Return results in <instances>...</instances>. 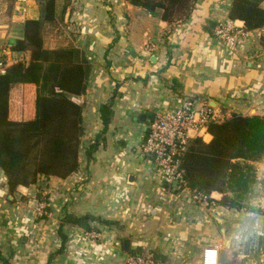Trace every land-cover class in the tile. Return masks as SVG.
I'll return each mask as SVG.
<instances>
[{
  "label": "crops",
  "instance_id": "obj_1",
  "mask_svg": "<svg viewBox=\"0 0 264 264\" xmlns=\"http://www.w3.org/2000/svg\"><path fill=\"white\" fill-rule=\"evenodd\" d=\"M232 3L197 0L189 19L172 23L161 9L128 0H58L67 31L54 29L46 44L79 47L91 66L86 92L74 98L83 106L81 164L65 178L41 176L14 193L0 168V264H124L134 249L169 264H202L210 246L218 247L219 264H264V214L220 205L217 191L205 198L189 187L164 190L162 174L141 149L152 114L187 98L196 109L207 104L227 117L264 116V26L249 30L231 19ZM11 13L0 21L6 69L30 63V50L13 47L41 7L16 0ZM226 20L248 36L235 45L217 38L215 27ZM35 100L33 84H14L10 117L33 118ZM104 104H111L108 124ZM40 201L45 214L37 212ZM67 213L88 223L64 222ZM93 227L100 237L86 239L82 229Z\"/></svg>",
  "mask_w": 264,
  "mask_h": 264
},
{
  "label": "trees",
  "instance_id": "obj_2",
  "mask_svg": "<svg viewBox=\"0 0 264 264\" xmlns=\"http://www.w3.org/2000/svg\"><path fill=\"white\" fill-rule=\"evenodd\" d=\"M128 1L150 10L161 9L163 19L173 23L189 19L197 0ZM263 1L233 0L229 16L243 20L249 30L263 27ZM39 4L40 18L26 20L24 36L13 47L18 52L30 50V63L26 65L18 60L0 72V168L11 193L19 185L36 183L41 176L65 178L81 164L83 106L74 98L86 92L91 66L79 47L46 44L54 29L63 33L67 26L58 0H41ZM14 84L35 86L33 118L10 117ZM176 84L173 89L177 90ZM101 109L108 124L111 104H104ZM207 131L210 140L192 137L183 157L186 186L202 196L209 197L215 191L221 193L218 203L225 207L264 214L262 201L255 207L251 204L254 197H263L256 163L264 159V116L233 113L222 121L210 122ZM97 146L94 142L87 148L89 158ZM64 222L88 223L87 217L73 213H67ZM131 253L143 252L134 249ZM150 255L166 261L161 256Z\"/></svg>",
  "mask_w": 264,
  "mask_h": 264
},
{
  "label": "built area",
  "instance_id": "obj_3",
  "mask_svg": "<svg viewBox=\"0 0 264 264\" xmlns=\"http://www.w3.org/2000/svg\"><path fill=\"white\" fill-rule=\"evenodd\" d=\"M215 36L230 45L237 44L241 38L248 36V31L236 26L232 20L221 21L215 27ZM7 49H0V72L7 66ZM224 114L210 105L200 109L194 107L192 99H185L181 106L157 112L149 124V129L141 142V149L160 171L163 189L177 191L186 188L182 169L183 157L188 149L190 139L201 136L210 140L207 126L212 121H222ZM207 197L197 193L196 197ZM38 210L43 211V207ZM99 234L90 233L85 238L95 240ZM220 251L216 246L204 249L202 264H219ZM124 264H169L145 253H130Z\"/></svg>",
  "mask_w": 264,
  "mask_h": 264
},
{
  "label": "rangeland",
  "instance_id": "obj_4",
  "mask_svg": "<svg viewBox=\"0 0 264 264\" xmlns=\"http://www.w3.org/2000/svg\"><path fill=\"white\" fill-rule=\"evenodd\" d=\"M15 1L16 0H0V21L1 22L5 23V22L9 21V18L12 16L11 12L13 10V6L15 5ZM40 1L41 0H37L38 3ZM214 33H215V30H214ZM225 117H227V116H225ZM256 165H257V176H258V178L260 180V187H261L260 190H261V192L263 194L262 196H264V159H262L258 164L256 163ZM42 204H44V202L40 201L39 202V207ZM38 211L39 210L37 209V212ZM43 214H45V212ZM82 231L84 233V237L89 236L90 233L93 234V235H96V234L100 235V232H101L97 227H93V228H90V229L83 228ZM144 253L147 254L146 252H144ZM147 255H150V254H147Z\"/></svg>",
  "mask_w": 264,
  "mask_h": 264
},
{
  "label": "water",
  "instance_id": "obj_5",
  "mask_svg": "<svg viewBox=\"0 0 264 264\" xmlns=\"http://www.w3.org/2000/svg\"><path fill=\"white\" fill-rule=\"evenodd\" d=\"M155 115L152 114V117H154ZM147 117V115H145V118ZM215 217L219 220L220 217L215 215ZM124 246H125V251L129 252L130 251V247H131V240L130 239H126L124 241Z\"/></svg>",
  "mask_w": 264,
  "mask_h": 264
},
{
  "label": "clouds",
  "instance_id": "obj_6",
  "mask_svg": "<svg viewBox=\"0 0 264 264\" xmlns=\"http://www.w3.org/2000/svg\"><path fill=\"white\" fill-rule=\"evenodd\" d=\"M264 200V197L256 196L251 200L252 206H256L258 202Z\"/></svg>",
  "mask_w": 264,
  "mask_h": 264
}]
</instances>
